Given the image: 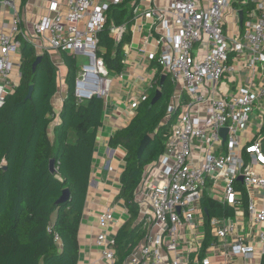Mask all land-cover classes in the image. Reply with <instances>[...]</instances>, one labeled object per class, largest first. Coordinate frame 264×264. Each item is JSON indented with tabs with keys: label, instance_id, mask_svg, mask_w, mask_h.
I'll return each instance as SVG.
<instances>
[{
	"label": "built area",
	"instance_id": "2783aa9c",
	"mask_svg": "<svg viewBox=\"0 0 264 264\" xmlns=\"http://www.w3.org/2000/svg\"><path fill=\"white\" fill-rule=\"evenodd\" d=\"M39 1L40 18L30 26L21 15L23 0H0V107L20 84L24 43L38 55H84L88 62L75 80L77 101L108 97L113 80L99 54V33L108 10L128 0ZM251 1L256 9L242 38L229 39L224 32L229 11L235 3ZM131 5L134 27L141 29L147 19L150 30L159 34L156 44L162 51L152 52L150 59L157 60L177 89L165 120L175 115L165 150L145 167L136 191L143 236L124 264H249L257 253L264 254V86L248 82L231 90L227 79L235 52L250 54V66L264 68V0H212L207 6L199 0H133ZM110 31L120 42L128 25L112 22ZM146 98L142 94L130 108L136 110ZM238 181L250 195L248 213L257 237L252 242L229 218L213 216V241L204 250L203 201L217 196L220 203L240 208ZM215 188H223L222 195ZM114 220L112 208L98 217L96 245L108 264L117 262Z\"/></svg>",
	"mask_w": 264,
	"mask_h": 264
},
{
	"label": "trees",
	"instance_id": "16d2710c",
	"mask_svg": "<svg viewBox=\"0 0 264 264\" xmlns=\"http://www.w3.org/2000/svg\"><path fill=\"white\" fill-rule=\"evenodd\" d=\"M131 20L132 14L124 5L108 10L107 22L99 33V54L110 70H122L123 45L130 39L125 34L116 44L111 23L130 24ZM38 56L32 45L23 44L20 84L0 107V264H79V229L105 99L94 96L82 103L77 101L76 60L64 53L68 95L57 115L52 99L58 90V67L46 53L34 71ZM160 76L155 90L139 104L130 123L110 140L112 147L123 145L127 149L119 198L125 201L130 217L115 237L116 264H124L143 236L141 224H136L140 214L136 190L145 167L164 152L175 118L173 115L165 123L174 91L168 76L160 100L151 106L161 84ZM31 86L33 94L28 98ZM57 116L61 121L51 132ZM147 135L151 140L139 157ZM52 159L55 171L50 167ZM66 189L70 190V198L58 204Z\"/></svg>",
	"mask_w": 264,
	"mask_h": 264
},
{
	"label": "crops",
	"instance_id": "0c3cea01",
	"mask_svg": "<svg viewBox=\"0 0 264 264\" xmlns=\"http://www.w3.org/2000/svg\"><path fill=\"white\" fill-rule=\"evenodd\" d=\"M26 1L27 0H23L21 15L31 26L33 21L40 18L42 10L39 6L41 2L39 0H30L26 5ZM199 1L201 5L204 6L212 3V0ZM132 2L133 0H128L126 3L122 4L127 8L128 14H132V5L129 9V3L131 4ZM255 9V1L249 3L238 2L234 4L226 17L224 25V32L229 39L235 37L242 38L245 32V23L250 19V12H253ZM151 24L152 22L150 20L144 19L142 21L143 27L139 29L138 27H134L133 22L130 24L127 23L128 32L124 35L127 36L129 34L130 39L124 43L122 49L124 66L121 71L108 69L110 77L113 80V86L110 95L104 98L105 109L103 124L98 131L91 181L79 229V264H108L107 261L103 259L100 249L96 245V236L99 231L98 217L100 213L108 208L114 209L115 220L112 225L115 230H113L112 234L115 237L118 230L130 217L125 201L119 198V193L121 191V175L126 166L125 157L127 155V149L123 145L112 147L110 140L118 130L127 126L135 116L136 110L130 108L131 102L139 99L144 93L149 97L155 90L160 74V83L163 75H166V78L167 76L170 78L157 60L150 59V54L152 52L160 53V51H162L161 47L156 44V39L159 34L154 30H150ZM117 43L119 42H116V44ZM64 53L66 52H54L50 55L53 62L58 66V70L61 69L58 71V90L52 99L57 115L61 112L64 100L68 95V66L63 56ZM72 56L76 60L77 77L80 67L85 64L81 61L87 58L82 54H75ZM250 60V54L244 55L236 52L231 54L229 63L234 66V70L228 73L227 79L231 85V90L239 84L248 82L253 83L257 87L264 86V68L261 67V64H257L255 68L251 67ZM172 84L174 85L173 82ZM161 87L160 84V87L157 89ZM176 89L177 87L174 85V91L170 102L176 93ZM59 93L61 96L57 98ZM60 121V117L57 116L51 124V132ZM110 166L113 167V170L109 169ZM236 188L242 194V203L238 209L220 203L215 199L217 196H213L214 198L208 196L204 199L203 205L205 207L206 225V234L203 240L204 250L206 248V243L210 244L213 241V237L209 230V219L213 216L229 218L232 223L236 225V231L247 236L252 242H254L253 239L257 237L255 223L248 213L250 195L247 193L241 181L237 182ZM214 191L216 195L220 196L223 193V188H215ZM259 193L256 194V201L258 202H260L262 198ZM209 209L213 211L212 215H210ZM138 221L139 217L136 224H139ZM227 239L230 241L231 236H228ZM255 245L258 246V244ZM204 250L202 254H204ZM237 261L244 262L245 258L238 257ZM263 261L264 254L257 253L255 260L249 262V264H262Z\"/></svg>",
	"mask_w": 264,
	"mask_h": 264
},
{
	"label": "water",
	"instance_id": "95a60500",
	"mask_svg": "<svg viewBox=\"0 0 264 264\" xmlns=\"http://www.w3.org/2000/svg\"><path fill=\"white\" fill-rule=\"evenodd\" d=\"M42 59H43V55H39L37 60L34 62V65H33L34 71H36L37 66L42 61ZM165 80H166V75H163L162 79H161V86L164 85ZM33 89H34V86H31L29 94H28V98L32 97ZM161 96H162V90L160 88V89H157L156 94H155V96L152 99L151 106L155 105L160 100ZM222 134H223L224 137H226L227 129H223L222 130ZM150 140H151V136H149V135L145 136V138L143 139V141H142V143L140 145L139 151H138V156L139 157L142 156V154L145 151V149H146L147 145L149 144ZM50 167H51L52 171L56 170L55 160L54 159L51 160ZM70 194L71 193H70L69 189L64 190L63 195L59 198L57 203L60 204V203H63L65 201H67L70 198Z\"/></svg>",
	"mask_w": 264,
	"mask_h": 264
},
{
	"label": "rangeland",
	"instance_id": "374dc122",
	"mask_svg": "<svg viewBox=\"0 0 264 264\" xmlns=\"http://www.w3.org/2000/svg\"><path fill=\"white\" fill-rule=\"evenodd\" d=\"M130 7H131V4L129 3V9H130ZM81 62L82 63H87L88 62V59L82 60ZM60 96H61V94L59 93L58 96H57V98H59ZM55 103L57 104V101L56 100H55Z\"/></svg>",
	"mask_w": 264,
	"mask_h": 264
}]
</instances>
